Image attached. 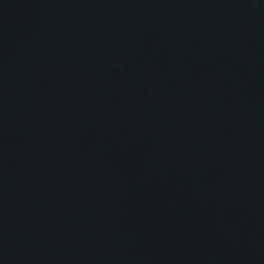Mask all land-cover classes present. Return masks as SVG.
<instances>
[{
  "label": "water",
  "instance_id": "95a60500",
  "mask_svg": "<svg viewBox=\"0 0 264 264\" xmlns=\"http://www.w3.org/2000/svg\"><path fill=\"white\" fill-rule=\"evenodd\" d=\"M0 264H264V0H0Z\"/></svg>",
  "mask_w": 264,
  "mask_h": 264
}]
</instances>
